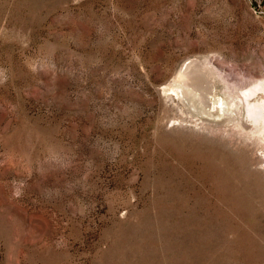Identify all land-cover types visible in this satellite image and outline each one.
Masks as SVG:
<instances>
[{
  "label": "rangeland",
  "instance_id": "374dc122",
  "mask_svg": "<svg viewBox=\"0 0 264 264\" xmlns=\"http://www.w3.org/2000/svg\"><path fill=\"white\" fill-rule=\"evenodd\" d=\"M198 60L263 77L264 0H0V264H264V148Z\"/></svg>",
  "mask_w": 264,
  "mask_h": 264
},
{
  "label": "bare ground",
  "instance_id": "6f19581e",
  "mask_svg": "<svg viewBox=\"0 0 264 264\" xmlns=\"http://www.w3.org/2000/svg\"><path fill=\"white\" fill-rule=\"evenodd\" d=\"M211 66L201 62V60L186 63L178 73L180 78L178 87L181 86L185 94L192 97H196L197 94V105L200 104L202 111L220 112L219 110H221L231 114L235 112L238 125L241 128L249 127L248 137L253 140L257 139L256 141L262 144L264 148V76L247 78L234 76L235 78H231L225 74H219V71L216 73V70ZM204 71L219 75L218 83L219 81L223 83H220V89H217L215 85L210 86V82L207 84L208 87L201 83L205 75ZM172 90L179 96L177 88H172ZM220 93L222 96L218 97L219 104L214 106L213 96L215 97ZM260 153L264 157V152Z\"/></svg>",
  "mask_w": 264,
  "mask_h": 264
}]
</instances>
